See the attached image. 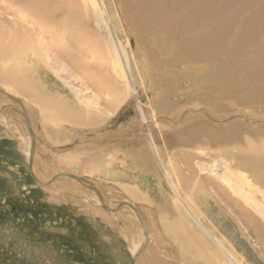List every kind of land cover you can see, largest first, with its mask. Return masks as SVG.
<instances>
[{
  "label": "rangeland",
  "instance_id": "374dc122",
  "mask_svg": "<svg viewBox=\"0 0 264 264\" xmlns=\"http://www.w3.org/2000/svg\"><path fill=\"white\" fill-rule=\"evenodd\" d=\"M69 1L77 14L87 17L86 23L61 22V16L56 21L52 3L47 0H0V38L3 39H0V56L6 47L12 46L46 64L45 74L36 78L21 64V69L29 75L27 80L38 82L34 90L41 101L15 92L0 80V89L28 107L27 115L37 142L32 174H36V168L40 170L37 180L29 171L28 158L20 151L18 130L14 134L0 123V238L12 236L15 226H21L26 216L28 235L41 237L40 241L27 238L26 264H143L144 260L154 264H230L211 236L240 264H264L263 190L260 187L261 191L251 192L258 187L252 179L249 191L237 184L238 173L247 175L242 169L233 167L231 173L225 174L229 158L219 153L229 144L234 145L229 150L234 152L246 140L256 139L255 128L247 122L264 125V61L258 60L264 57L257 56L264 47V29L249 36L250 43L243 46L232 33L224 45L218 44L221 45L218 54L203 53L200 48L202 54L198 52L197 60L196 53L188 49L198 42L190 36L191 28L181 18L185 14L182 12H192L195 8L192 0L153 2L155 7L166 3L167 19L155 18L149 24L143 22L144 10L134 12L138 7L136 0H121L123 3L92 0V3L84 2L85 9L76 0ZM253 1L261 6L263 0ZM233 2L230 0L234 6L245 3L244 0ZM249 6L237 11L238 17H233L231 23L233 30H239L241 22L258 7L254 3ZM202 22L201 27L206 26L208 19L202 18ZM74 25L78 27L74 29ZM208 49L211 47L205 48ZM59 53L64 55L63 59L61 55L55 56ZM224 61L226 65L235 62L225 74ZM8 65L0 60V71L5 73ZM213 69L218 70L213 73ZM208 71L213 73L211 77ZM216 74L221 76V81L214 79ZM44 93H54L58 98L56 111L45 104L48 102L42 97ZM2 96L0 112H10L13 123L20 120L23 124L20 129L27 133L19 106ZM4 103L10 106L5 107ZM13 106L19 111L10 110ZM4 108H8L7 112ZM74 108L82 113V121L71 118L79 115ZM146 115L157 135H152L153 141L149 135L143 137L139 133ZM203 124L211 127L208 128L211 132L214 128L223 131L222 136L216 142L211 137L209 141L206 137H203L205 141L198 138L194 130ZM232 124H236V130L228 128ZM115 133L114 139L120 146H126L127 154L133 149L140 158L128 155L130 161L118 160L113 167L109 163L108 169L99 167L93 172L87 167L89 159L94 158L105 168L104 160L111 152L109 143ZM133 140L136 142L130 143ZM151 141L157 146L160 158ZM70 156L77 161L76 169ZM119 159L125 158L120 155ZM159 160L172 168L168 169L169 173L177 175L175 192ZM229 161L231 164L234 159ZM61 171L97 184L110 206L128 200L143 211L152 237L134 263L130 241L133 237L141 239L138 219L121 207L117 212L103 208L101 202L92 199L90 186L60 174ZM43 174L47 177L43 180L45 186L39 184L43 182ZM223 177L233 181L227 184ZM72 182L79 189L73 190ZM219 186L229 197L219 198ZM61 190L69 191L63 194ZM250 192L257 205L243 199ZM244 208L250 211L247 213ZM48 225L60 233V239L48 232ZM36 242L39 250L50 247L49 252H28ZM0 247L6 246L0 244ZM186 250L188 254L184 253ZM195 252L202 257L197 258ZM20 253L23 252L15 253V261ZM0 255L4 254L0 252ZM0 264L10 263L0 260Z\"/></svg>",
  "mask_w": 264,
  "mask_h": 264
},
{
  "label": "bare ground",
  "instance_id": "6f19581e",
  "mask_svg": "<svg viewBox=\"0 0 264 264\" xmlns=\"http://www.w3.org/2000/svg\"><path fill=\"white\" fill-rule=\"evenodd\" d=\"M48 2L50 1L52 3V12L53 14H55V18L53 17L54 15H52V18L56 19V21L59 20V16H61L62 18H60V21L61 22H65V23H68V22H76L78 24H84L87 22V17H84V14H77V10H74L73 8V4H69V0H66V3H60L59 0H47ZM73 1V0H72ZM77 3L83 5L84 9H85V3H88V2H91L92 3V0H76ZM121 1V0H120ZM157 0H136V3L138 4V7H136L134 9V12L138 11L140 13L141 10H144L143 12L145 13V16L143 18V22L146 21L148 24L149 23H154L155 21V18H159V19H164L166 21L167 18L166 17V3L162 6L160 4H158L157 7H155V2ZM189 1V0H188ZM193 1V5L195 6L194 9H192L193 11L192 12H182V13H185L183 15H181V18L182 20L184 21L183 23L185 25H188V27H190L191 29V35L194 39L197 40L198 43L195 44V42L192 43V45H190V48L188 50H190L191 52H195L196 53V59L198 57V52L201 53V50L200 48L203 49V53L205 52H208L210 55H212L213 53H216L218 54V51L221 49V45L218 46L219 43H222V45H224V43H226L229 39H230V35L233 33H235V41H237L238 43L241 42L242 43V46L248 42V44L250 43L249 40H247V38L251 35H256L257 32L259 31H263L264 29V0L262 1V4L261 6L258 4V3H255L256 1H253V0H244L245 3H243L241 6H234L235 3L233 2L234 5H231L230 4V0H192ZM191 1V2H192ZM237 1V0H236ZM63 2V1H62ZM85 2V3H84ZM122 2V1H121ZM120 2V3H121ZM173 2V1H172ZM16 3V2H15ZM123 3V2H122ZM127 3V2H126ZM184 3V2H183ZM187 3V2H186ZM255 6H258L256 7V9H254L252 11V13L250 15L249 18H245L244 21L241 22V27L239 30L235 31L233 30V25L231 24L232 23V19H235L233 17H236L239 12V10L242 9L243 6L249 8L251 4H253ZM76 4V3H75ZM74 4V6H75ZM23 5V4H22ZM181 5V3H180ZM24 6V5H23ZM169 6V5H168ZM171 6V5H170ZM13 10V9H12ZM27 10V9H26ZM179 10V8H178ZM11 11V10H10ZM46 12L50 13L49 10H46ZM174 12V11H173ZM16 13V12H15ZM42 13V12H41ZM181 13V14H182ZM13 14V13H12ZM52 14V13H51ZM23 17V16H22ZM26 17V16H25ZM75 17V18H73ZM174 17V16H173ZM238 17V16H237ZM51 18V19H52ZM202 18H206L208 19V23H206V26H202L203 22H202ZM50 19V18H49ZM48 19V20H49ZM77 19V20H76ZM169 19V18H168ZM37 20V19H36ZM237 20V19H236ZM31 21V20H30ZM29 21V22H30ZM238 21V20H237ZM43 22V21H42ZM10 23V22H9ZM161 23V22H160ZM60 24V23H58ZM8 26V25H7ZM43 26L45 27V25L43 24ZM42 26V27H43ZM57 26V25H56ZM155 26V24H154ZM161 26V25H160ZM167 26V25H166ZM183 26V25H182ZM78 27V25H74L73 28L76 29ZM148 27V26H147ZM171 27V26H170ZM169 27V28H170ZM174 27V26H173ZM60 28V27H59ZM68 28V26H67ZM72 28V29H73ZM165 28V27H164ZM163 28V30H164ZM237 28V27H236ZM239 28V27H238ZM66 29V28H65ZM158 29V28H157ZM156 29V30H157ZM6 30H9L6 28ZM162 30V31H163ZM169 30V29H167ZM2 31V30H0ZM4 31V30H3ZM171 31V30H170ZM16 32L14 31V34ZM2 34V33H1ZM11 34V33H10ZM5 35L6 34V31H5ZM163 36V34H161ZM202 36V37H201ZM220 36V37H219ZM232 36V35H231ZM245 36V37H244ZM7 37H9L7 35ZM164 37V36H163ZM226 37L228 39H226ZM1 39V38H0ZM162 39V38H161ZM261 39V38H260ZM3 41V39H1ZM166 40V39H165ZM233 40V38H232ZM14 42V41H13ZM259 43V42H258ZM10 44H12V42L10 41ZM236 44V43H235ZM188 45V44H187ZM197 45V47H196ZM201 45V47H200ZM240 45V43H239ZM226 46V44H225ZM225 46H222V49L225 48ZM228 46V45H227ZM208 47H211V49H208L207 51L205 50V48H208ZM220 47V48H219ZM240 48V47H239ZM195 50H199V51H195ZM224 50V49H223ZM239 50V49H238ZM244 50V49H243ZM34 53L35 51L32 50ZM189 51V52H190ZM221 51V50H220ZM247 51V50H246ZM211 52V53H210ZM213 52V53H212ZM243 53V52H241ZM252 53V52H250ZM202 54V53H201ZM220 54V53H219ZM259 54H257L258 57H261L263 56L264 57V47L262 49L259 50ZM61 55V58L63 59L64 55L63 54H60L59 55H55L56 57L60 56ZM255 54H253L252 56H254ZM240 56V55H239ZM201 57H199L200 59ZM255 58V57H254ZM257 58V57H256ZM215 60V58H213ZM0 60L4 63H8V69L4 72H1L0 71V80L2 82H5L6 84H8L9 86H11L13 88V90L17 93H21L23 95H27L29 96L32 100L36 99V100H39L41 101L42 98L41 96L39 95V93L37 94L34 90V86L38 85V82L36 80H30L28 81L27 79L29 78V75L27 72L23 71L21 69V64H23L26 68V70L33 76L36 78L37 75H44L45 74V69H46V64L45 66L39 62V59L38 57H34V56H31L29 53H25L23 52V50H21L20 48L17 49L16 47H12V46H9V47H6V49L3 51L2 55L0 56ZM198 60V59H197ZM204 60V59H203ZM241 60V58H240ZM259 61L263 60V58L261 59H258ZM62 61V60H61ZM253 61V60H252ZM59 62V61H58ZM245 62V61H244ZM232 63V64H231ZM231 63H228L227 65L225 64V61H224V65H222V69L224 70V74L231 70L233 64L232 61ZM237 63V62H236ZM250 63V62H249ZM247 64V63H246ZM244 65V64H243ZM206 66V65H205ZM235 66V65H234ZM221 68V67H220ZM219 68V69H220ZM192 69V68H190ZM34 72H33V71ZM48 70V69H47ZM200 70V69H199ZM218 69H213V73H216ZM203 70L201 69V72ZM259 71V70H257ZM32 72V73H31ZM209 72V71H208ZM223 72V71H222ZM213 73L209 72V77H211L213 75ZM218 74V73H217ZM216 74V75H217ZM223 74V75H224ZM207 75V73H206ZM222 75V74H221ZM46 76V75H45ZM252 76V75H251ZM208 77V76H207ZM257 77V76H256ZM38 78V77H37ZM40 78V77H39ZM30 79V78H29ZM34 79V78H33ZM41 79V78H40ZM214 79H216L217 81H221V76L217 75V77H215ZM216 82V81H215ZM144 85V84H143ZM38 88V87H37ZM41 91H44V90H41ZM112 92V90H111ZM7 93V92H6ZM2 97H5L9 100V102H13L15 104H17L20 108V110H22L21 108L23 107L24 111L26 112V115L28 113V107L27 105L23 104L22 103V106L17 102V100H12L11 98H9L7 95L3 94V93H0ZM9 96L12 97L11 94L7 93ZM50 95L44 93L42 95V97L48 102V103H45V104H49L51 105V107L53 108L54 111H56V108H57V105H58V98L56 96H54V93H49ZM249 98H251L250 96H247ZM246 97V98H247ZM231 99V98H230ZM1 101V100H0ZM249 103V102H248ZM5 104V103H4ZM44 104V105H45ZM3 105V104H2ZM59 105L60 106H64V102L62 101H59ZM246 105V104H245ZM4 106V105H3ZM9 107L10 105L9 104H5V107ZM47 107V105H45ZM15 107V106H13ZM2 109V108H1ZM8 108H4L3 111L4 112H7ZM74 110L76 112L79 113V115L77 114H74L71 116V118L73 119V121L75 122H78V121H82L83 118L82 116V113H80L78 111V109L74 108ZM10 111V110H9ZM144 111V110H143ZM141 112V111H140ZM1 114V118H0V123L4 126L7 127V129H9L10 131H12L14 133V131L18 130V133L20 134V137L17 138L18 140V143H19V148H20V151L22 152V154L26 155V157L28 158L29 160V156L32 155L33 159H32V165L34 163V148L36 146H34V148L31 150V144H32V140L30 138V135L28 134L27 136V133L22 131L20 128L21 126H23V124L21 123L20 120H17V122H14L10 119L11 118V113L8 112L7 114H3L2 112H0ZM146 114V113H145ZM3 117V118H2ZM62 117H65L64 115H62ZM68 117V116H67ZM146 118L145 121L142 123V126L143 128H141V130L139 131V133H143L145 137V135H149L148 138H150L152 141V137L154 136L155 132L152 128L151 130V124H149L151 121L149 120V118H147V115L145 116ZM154 117V116H153ZM24 118V117H23ZM69 118V117H68ZM26 121H30L28 119H26L24 121V125H26ZM85 123H88V120L87 118H85ZM160 122V121H159ZM232 122H230L231 124ZM248 125L254 127L255 129H253L255 131V137L256 139L254 140H246L245 142V145L243 147H240V148H236L235 147V151L234 152H230L231 151V148L234 147L231 146L232 144H229L228 145V148L225 147L222 151H219V153H224L225 156H227L230 159H234V162H232L230 164V161L228 160L226 163H225V167H224V170H225V174L228 173V172H232L231 168L233 169V167H236L237 169H242V171H246L247 172V175L243 173V175H240L238 173V171L236 172V169H235V172L234 173H238L237 174V181L236 183L237 184H242L243 186H245L248 191H249V187L251 186V179L254 181L255 185H258V187L255 189V190H252L251 192L253 191H256V190H260L259 188L261 187V189L263 190V192L261 191V194H263L264 196V152H263V149H264V129H262L261 127L264 126V125H255L254 123L253 124H250L251 122H247ZM235 125L236 124H232V125H229L228 128H230V130H236L235 128ZM30 126H31V129H32V132L34 134V130L32 128V125L30 123ZM246 128L250 129L247 125H244ZM197 127L199 129H195L194 131L198 133V135H196L198 138H203V137H211L213 138L214 142H216L218 140V138H220L222 136V132L223 131H219L218 128H214L215 130L213 132L209 131L208 128H211V127H208L207 125H197ZM160 128V127H159ZM235 128V129H234ZM155 129V128H154ZM263 131H262V130ZM27 131V130H26ZM15 134V133H14ZM192 134V133H191ZM251 134V133H250ZM249 134V135H250ZM116 135V133L113 135V138L111 140V143H109L110 147H111V152L106 154L108 156L107 159H105V168L99 164V162L95 161L94 158H91L89 159V163L87 165V167L90 166V168H92L93 172H95L94 170H97L99 167L103 168V169H108L109 168V163H111V166L113 167L114 165H117V161L118 160H126L127 159L129 160L130 158H127V156L129 155L130 157L134 158V157H139L140 158V154L139 155H135L134 152H133V149H129L128 151V154H127V151H126V146H123V145H119L118 144V141L117 139H114V136ZM137 135V131H134L133 132V136L136 137ZM153 135V136H152ZM35 136V134H34ZM155 136H157L155 134ZM251 136V135H250ZM106 137V136H105ZM112 137V136H111ZM141 137V138H143ZM161 138L162 135L161 133L158 134V138ZM227 137V136H226ZM230 137V136H229ZM248 137V136H247ZM232 138V137H231ZM250 138V137H249ZM114 139V140H113ZM204 139V138H203ZM210 138H208V141H209ZM233 139V138H232ZM246 139V138H245ZM106 140V138H105ZM211 139V141H213ZM150 142L148 144H150L157 157L160 158L159 156V151L157 149V146L155 145L154 142ZM205 141V139L203 140ZM241 141V140H240ZM136 142L135 140H133L132 142L130 143H134ZM140 142V141H139ZM161 142V141H160ZM34 143L36 145V136H35V139H34ZM44 145V143H42ZM101 144V143H100ZM141 144V143H140ZM236 144V142L234 143ZM44 147V146H43ZM46 148H49L47 145L45 146ZM125 147V148H124ZM161 147V146H160ZM105 148V146H103V149ZM148 148V147H147ZM50 149V148H49ZM125 149V151H124ZM53 151V149H51ZM230 150V151H229ZM49 151V150H48ZM163 152V151H162ZM58 153V152H57ZM121 155V157L123 156L125 159H119V156ZM145 157V156H144ZM150 157V156H149ZM127 158V159H126ZM131 158V159H132ZM163 158V157H162ZM238 158V159H237ZM64 159V158H63ZM62 158H60L59 160L60 161H63ZM67 159V158H66ZM70 159H71V163L73 164V168L76 169L78 167V164H77V161L76 160H72V157L70 156ZM135 159V158H134ZM150 159V158H149ZM65 160V159H64ZM100 161H103L102 158H99ZM130 161V160H129ZM160 161V160H159ZM136 162V160H135ZM64 164H66L65 162H63ZM160 164L163 165V162L160 161ZM168 164V162L166 163ZM224 164V163H223ZM67 165V164H66ZM142 165V164H141ZM138 167V166H137ZM41 168V167H40ZM259 168H261L262 170H260ZM162 169V168H161ZM168 169H172L170 166L166 165H163V170H164V174L166 175V178L168 180V182L172 185L173 187V192H175V180H177V175H174L172 174V171L169 173L168 172ZM42 170V168H41ZM132 171V169H130ZM46 171V170H45ZM113 171V170H112ZM57 171H55L56 173ZM109 172V170H108ZM116 172L113 171L112 173ZM124 172H126L124 170ZM130 172V171H129ZM175 172V171H174ZM177 172V170H176ZM44 173V172H43ZM53 173V174H55ZM96 173V172H95ZM241 173V172H240ZM35 178L38 177L40 175V170H39V167L36 168V174L33 172ZM57 174V173H56ZM55 174V175H56ZM62 175L64 176H70V177H74L75 179L78 180H81V182H84L86 186H90V189H92L93 193H92V199L95 201V203H99L101 202L102 204V207L103 208H106L107 210H109L110 212H114L117 210L118 207H121L123 210L126 209L128 212H130L132 214L133 217H135V219L137 220L138 219V222H139V228L141 230V239L137 240L136 237H133L132 241H130V250L132 252H134V261H136V259L139 257L140 254H142L144 251H145V247H147V244H148V241L151 240V230H150V227H149V224L147 223V219H146V216L139 210V208L134 204L132 203L131 201H128V200H122L117 202L116 204H112L111 206L107 203H105L104 201V193H102L101 191V188L95 184L94 186V183L90 180H87L83 177H80V176H76L75 177V174L73 173H70V172H63L61 171ZM224 174V175H225ZM232 175V174H230ZM229 175V176H230ZM235 175V174H234ZM44 177H42V181L47 178L45 177V175L43 174ZM180 176V175H178ZM221 176V175H220ZM39 178V177H38ZM60 178V177H59ZM63 178V177H61ZM37 179V178H36ZM144 179V178H142ZM185 179V178H184ZM224 181L228 184V182L231 181V179L227 178V177H223ZM38 180V179H37ZM188 180V179H187ZM64 181V180H63ZM74 181V180H73ZM233 181V180H232ZM231 181V182H232ZM146 182V181H145ZM190 182V181H189ZM214 182V181H213ZM45 181H43L41 183V185L45 186ZM212 183V182H211ZM169 185V184H168ZM70 186L74 189H79L77 186V183L76 182H72L70 183ZM190 186V185H189ZM82 187H83V184H82ZM195 188V187H194ZM219 188V191H218V196L219 198L221 199L222 197H226L229 195H227L226 190L223 188L220 189V186L218 187ZM72 190V191H73ZM200 190V189H199ZM235 190V189H234ZM62 191V190H61ZM69 190H65V191H62L63 194H67ZM128 191V190H127ZM131 191V190H130ZM59 194V190L55 191ZM206 192V191H205ZM249 193L248 195H246L243 199L245 198H248L250 199V203H254L255 205L256 204V201H254L252 199V193ZM258 193V191L256 192ZM62 194V195H63ZM198 194V193H197ZM197 194L195 196H197ZM117 195H118V192H117ZM202 195V194H201ZM226 195V196H225ZM75 196V195H73ZM90 196V197H91ZM203 196V195H202ZM204 197V196H203ZM127 198V197H126ZM212 198H215V197H212ZM211 198V199H212ZM264 198V197H263ZM196 199V198H195ZM197 200V199H196ZM205 200V199H204ZM208 200V199H207ZM200 201L202 202V199H200ZM198 201V202H200ZM214 201V200H212ZM230 201V200H229ZM228 201V202H229ZM238 201V199H237ZM215 202V201H214ZM234 202V201H233ZM230 203V202H229ZM106 205V206H105ZM252 205V204H251ZM107 206H110L111 208L107 207ZM113 207V208H112ZM245 209V208H244ZM245 211L248 213L250 211V209L246 208ZM119 214V212H118ZM122 214V213H121ZM98 215V214H97ZM100 216V215H99ZM126 216V215H125ZM130 217V216H129ZM128 217V218H129ZM132 217V218H133ZM105 218V217H104ZM150 218V217H149ZM125 219V217H124ZM123 219V220H124ZM162 220V219H161ZM197 221V220H196ZM123 222V221H122ZM162 222V221H161ZM180 223V222H179ZM168 224V223H167ZM169 225V224H168ZM180 225V224H179ZM164 226V225H163ZM128 227H130L132 230H134V226L133 225H129ZM162 227V226H161ZM167 227V226H165ZM179 227H177L176 229H178ZM173 229V228H172ZM176 230V231H177ZM146 231V232H145ZM206 231V230H205ZM174 233V231L172 232ZM177 233V232H176ZM175 234V233H174ZM213 241L216 243V245L223 251V253L225 254V256L227 257L228 261L230 262V264H240L237 260H235L233 258V256L227 252L226 250L223 249V246L213 237L211 236ZM144 240V241H143ZM190 241V240H189ZM185 242V241H184ZM144 247V248H143ZM143 248V249H141ZM186 248V247H185ZM210 252V251H209ZM186 254H188L189 252H184ZM203 253V252H202ZM194 254V253H193ZM195 255L197 256V258H201L202 256L198 253V252H195ZM204 255V254H203ZM205 259L207 258L206 256H204ZM203 257V258H204ZM196 258V259H197ZM138 261V260H137ZM141 262V261H140ZM143 264L144 263H150V264H154V263H151L147 260H144L142 261ZM218 262V261H217ZM216 262V263H217ZM214 264V263H213Z\"/></svg>",
  "mask_w": 264,
  "mask_h": 264
},
{
  "label": "flooded vegetation",
  "instance_id": "af4514ba",
  "mask_svg": "<svg viewBox=\"0 0 264 264\" xmlns=\"http://www.w3.org/2000/svg\"><path fill=\"white\" fill-rule=\"evenodd\" d=\"M36 182H37V180H36ZM39 184L41 185V183H39ZM19 222H21L20 219H19ZM27 224H28L27 218H26V216H24L23 224L21 226H18V225L15 226L14 234L12 236H9L8 238H5V237L0 238V244L6 246L5 248L0 247V252L2 254H4V255H0V260H6L10 264H26L25 258H26V252H27V246H28L27 245V238H30L34 241H40V238H41L39 236H36L34 238L33 236L28 235ZM48 228H49L48 232L50 234H54L58 239H60V233H57L56 230H53L52 228H50V225H48ZM55 244L58 245V241H55ZM38 247H39V243L36 242L33 245V248L30 249L28 252H49V250H50V247H47V246H43L40 250ZM52 251L55 252V249L52 248ZM16 252H23V253L19 254L18 261H15L16 260V256H15ZM24 256H25V258H24Z\"/></svg>",
  "mask_w": 264,
  "mask_h": 264
},
{
  "label": "water",
  "instance_id": "95a60500",
  "mask_svg": "<svg viewBox=\"0 0 264 264\" xmlns=\"http://www.w3.org/2000/svg\"><path fill=\"white\" fill-rule=\"evenodd\" d=\"M0 93H3V94H5V95H7L9 98H11L12 100H15L13 97H11V96H9L5 91H3L2 89H0ZM21 106H22V103L20 102V101H17ZM22 110H20L21 111V114L23 115V117H24V121L26 120V119H28L29 120V118H28V115H26V112L24 111V109H23V107L21 108ZM10 110H13V111H19L17 108H15V107H12ZM25 128H26V130H27V132H28V134L30 135V138H31V140H32V144H31V150L34 148V146H35V143H34V139H35V136H34V134H33V132H32V129H31V126H30V121H26V125H25ZM32 159H33V157H32V155L31 156H29V160H28V168H29V171H30V173L32 174ZM33 175V174H32ZM76 177V176H75ZM77 178V177H76ZM85 180V179H84ZM146 232V231H145ZM133 262H134V259H133Z\"/></svg>",
  "mask_w": 264,
  "mask_h": 264
}]
</instances>
